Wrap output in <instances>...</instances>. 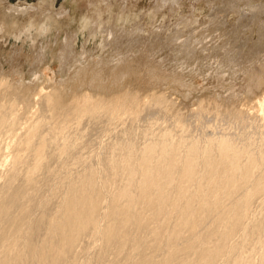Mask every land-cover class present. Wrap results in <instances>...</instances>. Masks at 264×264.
Wrapping results in <instances>:
<instances>
[{
	"label": "bare ground",
	"instance_id": "obj_1",
	"mask_svg": "<svg viewBox=\"0 0 264 264\" xmlns=\"http://www.w3.org/2000/svg\"><path fill=\"white\" fill-rule=\"evenodd\" d=\"M100 13L81 29L105 33L102 50L126 30ZM79 31L54 79L47 46L29 71L0 70V264H264V94L248 99L264 73L186 113L172 94L197 87L182 71L137 82L134 63L75 52Z\"/></svg>",
	"mask_w": 264,
	"mask_h": 264
},
{
	"label": "rangeland",
	"instance_id": "obj_2",
	"mask_svg": "<svg viewBox=\"0 0 264 264\" xmlns=\"http://www.w3.org/2000/svg\"><path fill=\"white\" fill-rule=\"evenodd\" d=\"M167 1L170 3L165 5L162 0H0V70L5 74H11L15 69L29 71L38 54L43 53L42 47L47 46L49 67L45 69L46 77L54 79L53 73L61 67L58 56L66 34L80 29L82 32L79 31L75 52L81 53L84 45L92 53L102 54L110 61L124 59L127 65L134 63L128 65L129 72L136 69L141 75L139 78L138 73L137 77L133 70L129 78L137 82L146 83L152 79V73L148 71L154 70L155 66L160 67L154 70L155 75L168 74L173 69L179 73L182 71L180 74L184 79L197 87L194 88L197 94L193 90L187 100L172 94L177 97V107L181 105L180 101H185L180 107L186 113L199 97L218 94L216 97L226 102L232 91L243 92L250 70L255 75L264 73V7H260L264 6V0H179L180 6L174 3L173 9L171 2L174 0ZM224 4H231V9ZM97 12H101L100 21L106 27L126 30L116 43L106 45V49L104 46L103 51L99 43L101 36L106 37L105 33L91 39L88 29H81V20L95 17ZM121 14L124 15L122 20ZM253 16L260 21L251 29L245 28L243 24L249 21L251 24ZM28 29L31 33L23 35ZM39 29L43 33H37ZM183 42L188 45V50L181 46L183 50L179 51L177 46ZM68 73L69 67H66L64 75ZM15 76L20 80V75ZM26 81H15L12 93L22 92L20 87ZM223 84H228V89L225 90ZM263 94L264 80L258 86L252 85L248 99L254 100L256 95Z\"/></svg>",
	"mask_w": 264,
	"mask_h": 264
}]
</instances>
